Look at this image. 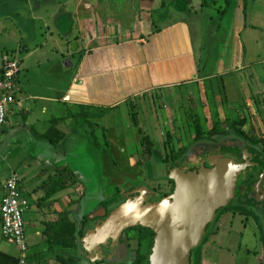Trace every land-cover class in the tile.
<instances>
[{"label":"crops","instance_id":"1","mask_svg":"<svg viewBox=\"0 0 264 264\" xmlns=\"http://www.w3.org/2000/svg\"><path fill=\"white\" fill-rule=\"evenodd\" d=\"M220 1L0 0V71L5 57L15 55L21 73L16 103L0 131V199L6 180L15 175L29 203L26 264H88L76 254L77 241L75 248L67 246L64 229L79 231L91 213L107 210L120 196L116 191L111 202L86 212L79 154L81 147L88 150L103 171L106 163L117 168L120 154L123 162L133 160L134 150L98 139L103 120L117 107L227 74L248 73L253 91L264 90V0H223L224 11ZM207 8L226 16L216 23ZM186 13L193 16L189 22ZM169 16L175 20L166 22ZM54 34L77 44L72 57L59 59L70 75L58 71L50 75L54 81L46 79L51 83L33 81L27 62L39 65L40 36ZM57 48L64 52L63 44ZM85 110L107 113L83 117ZM18 262L17 249L0 236V264Z\"/></svg>","mask_w":264,"mask_h":264},{"label":"rangeland","instance_id":"2","mask_svg":"<svg viewBox=\"0 0 264 264\" xmlns=\"http://www.w3.org/2000/svg\"><path fill=\"white\" fill-rule=\"evenodd\" d=\"M194 1L198 0H192ZM190 5L194 10L196 9L192 3ZM219 7L224 11L227 6L221 0ZM204 12L210 14L216 23H219V20L222 22L226 16L224 13L221 17L216 11L213 14L209 8ZM192 17L189 13L183 15L184 20L188 22ZM174 20L169 16L166 22ZM87 28L90 32L89 24ZM74 32L75 34L77 32L76 25ZM120 40L121 38L118 41ZM42 41H44L41 52L43 56L39 58V65H33L32 60L27 62V65H31L28 69L33 66L30 70L33 81L42 80L44 83H51L46 79L54 81L55 79L50 75L58 71L70 75L69 70L61 67L62 62L59 59L63 58V55L72 57L71 52L77 44L69 41V37L57 34L50 35L49 38L41 35L39 42ZM59 43L63 44L64 52L57 48ZM43 58H46V61ZM54 58L58 65L53 63ZM65 75L63 78H66ZM249 76L248 73L227 74L216 80H202L190 85L174 86L150 93L137 102L120 105L113 110L103 120L102 130L105 131L99 130L98 139L102 145L111 142L115 147L119 144L127 151L134 150L135 157L127 163L121 161L124 155L120 154L117 168L110 163H106L105 167L101 164L105 170L103 171L96 160L93 161V156L86 153L88 150L81 147L79 150L81 165L85 167L82 201L86 206V212L91 213L96 207L111 202L116 191L119 195L133 186L148 188L153 192L152 201L170 194L173 183L167 180L166 167L181 164L187 169L194 168L200 160L194 158L200 145L216 144L218 140L238 134V130L246 136L260 137L263 142L264 90L262 87L261 92H254L255 86ZM20 78L21 73L18 80ZM99 114L102 117L105 115L91 110L81 111L83 117L99 116ZM241 119L245 122L239 129L238 121ZM91 139L93 142L96 141L94 138ZM91 139L86 137L87 141ZM103 150L106 148L103 147ZM205 157L208 158L206 155ZM228 210L231 211V207L225 206L218 214L216 222L209 227L201 246L192 252L191 264H264V243L253 237L252 226H247V230L242 232L243 237L239 239L237 236H240L243 218L232 215L227 212ZM245 224L248 225L249 221ZM25 228L29 232V227ZM139 229L125 232L129 259L125 264L148 263L152 247L148 232L151 230L144 226ZM143 233H145L144 238H142ZM67 234L69 245L72 243L76 245L75 242L82 231L72 227ZM238 242H242L239 248L236 247Z\"/></svg>","mask_w":264,"mask_h":264},{"label":"water","instance_id":"3","mask_svg":"<svg viewBox=\"0 0 264 264\" xmlns=\"http://www.w3.org/2000/svg\"><path fill=\"white\" fill-rule=\"evenodd\" d=\"M199 159L190 169L181 164L166 167L167 180L173 183L170 194L152 201V192L138 186L118 196L107 210L90 214L79 229L77 256L88 264H101L124 232L144 226L153 232L147 264H190L207 225L233 199L238 177L246 168L218 156Z\"/></svg>","mask_w":264,"mask_h":264},{"label":"flooded vegetation","instance_id":"4","mask_svg":"<svg viewBox=\"0 0 264 264\" xmlns=\"http://www.w3.org/2000/svg\"><path fill=\"white\" fill-rule=\"evenodd\" d=\"M198 147L199 148H197V150L199 151L194 155L195 159H206L205 155L208 158L218 156L221 158H227L229 160H232L235 163L246 164V168L241 172L238 177L233 199L215 213L211 222L206 227L203 241L207 236L209 227L216 222L218 214L223 210V208H225V206H230L231 211L228 210L227 212L231 213L232 215H237L243 218L240 227L241 233L240 236L238 235L237 237L239 238L242 236V232L247 230V226H252L254 228L253 237L256 238V240L261 241V243L263 244L264 141L262 142L260 137L257 138L252 136H246L242 133V131H240L238 134L230 135L228 138L218 140L216 144H203ZM136 187L138 186H133L125 190L121 194L126 193ZM244 221H249V224L246 225ZM126 242V235L124 232V236L120 238L119 244L116 246L114 251L110 250L109 254L105 256L104 260L107 264H113L114 262H116L115 264H125V262L129 261L127 251L128 248ZM240 244H242V242H238L236 247L239 248ZM113 252L115 253V257H112Z\"/></svg>","mask_w":264,"mask_h":264},{"label":"built area","instance_id":"5","mask_svg":"<svg viewBox=\"0 0 264 264\" xmlns=\"http://www.w3.org/2000/svg\"><path fill=\"white\" fill-rule=\"evenodd\" d=\"M20 67L16 56L5 57L0 71V131L5 125L7 110L16 103L19 94ZM5 194L0 199V236L19 252L18 264L27 263V241L23 214L29 203L19 188L18 178L11 174L4 185Z\"/></svg>","mask_w":264,"mask_h":264},{"label":"trees","instance_id":"6","mask_svg":"<svg viewBox=\"0 0 264 264\" xmlns=\"http://www.w3.org/2000/svg\"><path fill=\"white\" fill-rule=\"evenodd\" d=\"M227 1H231V0H227ZM101 113H107V110H102V112ZM239 122V129H240V127H241V125L242 124H244V120L243 119H241V120H239L238 121ZM240 132V130H238V133ZM169 181V180H168ZM169 182H171V181H169ZM63 228V227H62ZM66 229H64V231H66V232H68L71 228H72V226H69V225H67L66 227H65ZM137 229H139V228H137ZM133 230V229H132ZM136 230V229H135ZM140 230V229H139ZM148 234L150 235V243L152 242V237H153V232L151 231V232H148ZM144 236H145V233H143L142 234V238H144ZM70 243H68L67 244V246L69 247V248H75V244L74 243H72V245H69Z\"/></svg>","mask_w":264,"mask_h":264}]
</instances>
